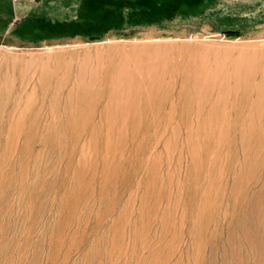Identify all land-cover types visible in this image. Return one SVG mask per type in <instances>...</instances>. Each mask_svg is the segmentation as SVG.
Returning <instances> with one entry per match:
<instances>
[{"label":"rangeland","instance_id":"374dc122","mask_svg":"<svg viewBox=\"0 0 264 264\" xmlns=\"http://www.w3.org/2000/svg\"><path fill=\"white\" fill-rule=\"evenodd\" d=\"M146 42L257 45L264 0H0L3 52L82 47L95 60L98 48L106 58L114 44ZM170 107L173 128L179 114ZM47 116L31 144L12 132L0 156V264H264V148L247 169L228 146L193 162L182 140L175 154L161 152L171 132L162 136V123L142 120L139 141L131 131L124 140L112 133L114 153L103 169L101 144L88 159L80 151L93 127L65 132L63 125L42 147L48 124H64L60 113ZM146 126L155 130L150 137ZM233 138L227 127L222 140ZM154 153L158 177L150 171Z\"/></svg>","mask_w":264,"mask_h":264},{"label":"bare ground","instance_id":"6f19581e","mask_svg":"<svg viewBox=\"0 0 264 264\" xmlns=\"http://www.w3.org/2000/svg\"><path fill=\"white\" fill-rule=\"evenodd\" d=\"M98 49L95 60L89 55L90 51L82 47L27 56L0 51V141L6 134L0 156L7 154L6 148L13 141L10 140L12 132L13 136L14 132L21 134L19 140L25 137L22 144H31L34 132L40 131L43 125L44 130L49 113H60L64 124L54 127L49 123L41 146L48 140L51 142L53 133L63 125L65 132L93 127L91 138L86 139L80 151L88 159V154L96 147L94 143L101 144L102 148H96V155L101 150L103 169L114 153L111 152L115 145L112 133H118L116 136L124 140L125 133L131 131L132 138L139 141L144 136L143 126L139 124L142 120L162 123L161 132L160 129L156 132L162 136L171 132L170 139L161 145V152L175 154L182 140L193 162H201L204 156L210 160L211 151L217 149L221 154L228 146L234 147L236 154L240 153L242 166L247 169L263 151L264 42L257 45L114 44L106 58L101 57L105 50ZM168 92L172 94V102H168ZM169 103L179 114V125H172L173 128L167 126L169 119L165 109L170 107ZM172 109H168L169 113ZM152 127L146 126L148 137L155 133ZM227 127L234 136L229 142L222 140ZM97 130L101 135H96ZM214 137L220 140L217 145L211 139ZM135 151L133 145V153ZM156 154L150 171L159 170L162 165ZM156 171L151 174L159 175Z\"/></svg>","mask_w":264,"mask_h":264},{"label":"built area","instance_id":"2783aa9c","mask_svg":"<svg viewBox=\"0 0 264 264\" xmlns=\"http://www.w3.org/2000/svg\"><path fill=\"white\" fill-rule=\"evenodd\" d=\"M16 1H18V0H16ZM24 1L30 2V3H38V2H41L43 0H24Z\"/></svg>","mask_w":264,"mask_h":264},{"label":"trees","instance_id":"16d2710c","mask_svg":"<svg viewBox=\"0 0 264 264\" xmlns=\"http://www.w3.org/2000/svg\"><path fill=\"white\" fill-rule=\"evenodd\" d=\"M167 3H168V2L164 3V6H163V7H165V8H166V7H169V6H170V3H168V4H167ZM62 28H63V27H62ZM64 29H65V27H64Z\"/></svg>","mask_w":264,"mask_h":264}]
</instances>
